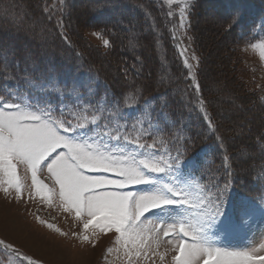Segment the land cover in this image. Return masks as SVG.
<instances>
[{
  "label": "snow or ice",
  "instance_id": "obj_1",
  "mask_svg": "<svg viewBox=\"0 0 264 264\" xmlns=\"http://www.w3.org/2000/svg\"><path fill=\"white\" fill-rule=\"evenodd\" d=\"M166 2L168 5L173 4V0ZM61 4L60 10L55 12L47 5L38 4L37 7L45 21L53 24L57 38L72 48L73 38L69 32L74 3L73 0H61ZM197 4L198 0H183L177 30L191 27L190 17ZM173 15V11L167 12V17ZM242 19L240 9L234 8L223 20L224 31L231 34L234 26L244 28ZM20 31L26 35L29 32L32 36L36 35L31 29L21 28ZM92 35L101 39L106 49L113 47L114 41L104 38L103 31H93ZM172 38L177 39L175 31ZM188 39L192 38L189 36ZM182 44L181 40L176 47L183 65L188 69L187 78L198 95V110L208 128L215 132L213 118L207 111L211 102L206 104L201 84L195 75V66L188 62L186 56L188 48L182 47ZM76 55L78 57L80 54L77 52ZM261 56L264 57V52ZM136 59L139 61L140 57ZM191 59L197 65L200 62L194 53ZM20 64V60H15L14 67L19 70ZM128 76V69L125 68V84L128 83ZM4 78L15 79L8 75ZM20 78L31 87H37L39 79L26 70ZM129 86L138 91L134 84ZM39 87L41 96L55 93L57 103L52 104L41 99V96L34 99L31 95L21 93L18 88H5L6 94L0 93V188L4 193L8 194L14 188L17 199L22 198L20 166L30 172L31 184L36 192L48 188L38 178L39 173L46 169L58 187V191L48 188L51 193L48 199L58 196L63 211L74 213L75 218L82 221L85 233L90 228L106 235L114 233L116 243L120 244L124 240L127 248L129 241L135 245L138 239H142L144 230L140 227L141 218L152 217V213L158 210L160 215L155 216L158 222L154 225V238L157 239V248L160 234L173 244L170 251L174 254L169 264H264V256H258L257 249L230 251L215 246L211 229L223 215V195L229 189V182L221 189L218 181L211 183L215 181L211 172L201 171L198 175L183 173L182 163L188 156L191 138L183 136L182 126L168 123L165 113L168 100L164 94H159L157 102H150L140 96L134 103H128L129 97L123 95L125 89L122 88L109 105L106 90L104 105L101 106L99 98L95 101L85 100L79 85L61 83L58 77L54 83L49 78ZM88 90L91 92V87ZM93 108L101 115L91 114L90 118L89 115H83L90 113ZM108 108L117 117L126 116L127 110L139 108L140 111L131 121L121 119L113 126L111 119L102 115ZM137 125L141 129L140 136L130 139L126 129L131 127L135 130ZM122 127L125 131H122ZM173 128H176L175 132ZM260 139L264 140V135ZM217 140L221 142L219 146L223 150V137L218 136ZM191 147L195 148L194 143ZM228 160L229 156L224 155L222 168L233 183L239 177L227 166ZM206 179L219 193L215 197L219 199L218 204L215 199L202 194L206 185L201 181ZM140 185L150 186L149 190H127L129 186ZM238 211L246 215L249 210L241 206ZM39 222L45 223L42 220ZM47 227L52 228L53 225L48 224ZM56 231L60 232L59 229ZM60 234L67 236V233ZM81 238L89 241L88 235ZM6 247L11 254L21 259L22 264L24 260H27V264H35L31 259L20 257L12 245ZM260 248L264 249V244ZM139 254L136 253L137 256ZM154 254L159 255L163 264L167 252Z\"/></svg>",
  "mask_w": 264,
  "mask_h": 264
},
{
  "label": "trees",
  "instance_id": "obj_2",
  "mask_svg": "<svg viewBox=\"0 0 264 264\" xmlns=\"http://www.w3.org/2000/svg\"><path fill=\"white\" fill-rule=\"evenodd\" d=\"M73 3L74 8L84 10V17L81 23L73 24L72 21L78 10L73 11L69 32L73 38V47L68 48L57 38L53 24L45 21L40 8L37 7L38 4L47 5L54 12L59 11L62 7L60 0H0L1 6L8 7L2 15L12 16L18 21V24L4 23L0 15V90L15 89L14 86L19 84L34 92V96H39L41 95L39 85L49 78H52L54 83L58 77L61 83L79 85L85 100L95 101L99 98L101 106L104 105L103 98L106 90L109 105L122 88L125 89L123 95L129 97L128 103H134L140 96L150 102H157L159 94H164L168 100V107L165 110L168 123L182 126L183 136L191 138L188 156L182 166L188 168L193 166L198 174L201 171L204 172L205 166H209L211 169L209 172H212L215 180L223 178L231 183L232 178L227 176L222 168L223 156L228 155L227 166L239 177L231 183L238 190L239 196L251 197L259 193L260 185L253 187V180L258 176V170L262 169L260 164L264 163V140L260 139V136L264 135V118L261 115L257 116L253 127L246 128V135L242 137V141L230 134L233 125L238 121L236 119V122L231 120L223 122L224 111L218 106L223 101L222 96L218 91L209 89L210 79L205 76L204 69L206 64L210 63L207 53L213 42L210 43L212 40L210 37L203 36L202 31H205L207 26L199 22L205 20L201 15L203 10L215 17L218 22L217 30H221L223 39L229 41V47L225 48L228 52L226 60L229 61L234 58L231 47H238L242 43L249 42L244 33L245 29L247 31L253 29L254 24L250 14H259V23H262L264 0H198V6L191 16L189 33L194 37V44L201 56L199 82L206 104L211 102L207 111L213 118L215 132L208 128L198 110V95L191 86L187 71L174 48L172 32L166 17L168 10L164 6L148 3L147 0H73ZM82 3L85 4L84 7L80 6ZM234 8L240 9L245 29L234 26L232 33L228 34L224 31L223 20ZM19 9L21 15L12 13L13 10ZM21 17L26 21L21 22ZM40 22L43 25L40 26L39 32H35V36H32L30 32L26 35L25 32L20 31L21 28L29 30V23L37 26ZM89 26L105 30L107 36L114 41L109 57H107L108 53L95 51L89 45L83 32ZM119 28L122 30L119 31ZM89 51H92V54ZM77 52L80 54L78 57ZM45 53L48 55L45 56ZM136 57H140V60L137 61ZM107 59L110 63L104 62L108 61ZM15 60L21 61L19 70L14 67ZM232 61H234L232 67L234 69L238 62L235 58ZM133 65L136 67L133 68ZM125 68L129 72L127 84L123 81ZM25 70L39 79L36 88L20 78ZM5 75L13 76L15 79H5ZM233 81L230 84L243 94L238 99L246 101V106L240 108L250 112L253 111V107H256L255 111H260L264 115V105H260L257 99L256 103L254 100L249 103L250 96L254 99L252 93ZM133 84L138 91H134L129 86ZM89 87L91 92L88 90ZM30 91L26 94L31 95ZM43 96L52 99L53 104L57 103L58 98L55 93L43 94ZM138 111H140L139 108L127 110L126 116L117 117L111 108H108L102 115L104 118H110L115 126L121 119L131 121ZM91 114L101 115L95 108L90 113H83V115H89V118ZM160 119L163 121V116ZM122 131H125L123 127ZM126 131L132 139L140 136L141 129L137 125L135 130L128 127ZM172 131L175 132L176 128ZM218 136L223 137V150L219 146L221 142L217 140ZM148 142L150 143L151 140ZM192 143L195 148L191 147ZM237 144L239 149L243 148L246 152H250L246 159L238 163L232 157Z\"/></svg>",
  "mask_w": 264,
  "mask_h": 264
},
{
  "label": "rangeland",
  "instance_id": "obj_3",
  "mask_svg": "<svg viewBox=\"0 0 264 264\" xmlns=\"http://www.w3.org/2000/svg\"><path fill=\"white\" fill-rule=\"evenodd\" d=\"M147 1L157 6L162 5L168 11H173L174 15L171 18L168 17V23L172 37L173 31L176 32L177 39L171 38L174 48L180 59L179 49L176 45L181 40L183 41L181 46L188 48L186 53L188 62L195 66V75L197 80L200 81L201 56L194 44L195 39L189 33L190 28L186 27L185 29L177 30L179 10L183 6V0H173L172 5H168L166 0ZM80 6L84 7L85 4L82 3ZM6 9L8 7L0 5L2 21L4 23L18 24V21L14 20L12 16L2 15V12ZM75 9L78 11H76L77 13L72 23L79 24L84 17V10H80L78 7ZM12 13L21 15V10H13ZM201 15L205 20L199 23L207 26V29L202 31L204 33L203 36L210 37L212 39L210 43L213 42L207 53L210 57V63L209 65L206 64L204 69L205 76L210 79L209 89L218 91L220 96H222L223 101L220 104L218 103V106L224 111L223 122L227 120L236 122L237 119L238 122L233 125L230 134L242 141V137L246 135V128H252L257 116L261 115L264 118V115L260 111H255L256 107H253V111L250 112L241 109L240 107L246 106V101L238 99L243 94L240 90H236L230 82L234 80L233 83L235 81L238 82V84L244 86L252 93L254 99L250 96L249 99L251 101L249 103L253 100L256 103L255 100L257 99L260 105H264V57L261 56V53L264 52V19L261 21L263 24L259 23V14H250L254 24L253 29L244 33L249 42L242 43L238 47H231L233 51L232 57L238 62L233 69L234 61L232 59L234 58L229 61L226 60L228 52L225 51V48L229 47V41L228 39H223L221 30H217V20L204 10L201 11ZM24 21L26 20L22 18L21 22ZM41 25H43L41 22L37 26L29 23L28 27L34 32H39ZM118 30L121 31L122 28ZM93 31H103L104 38L110 39V37L107 36L105 30L97 27L89 26L83 31L85 33L84 37L91 48L104 54L108 53L107 57H109L111 49H106L102 44V40L92 35ZM189 36L192 38L191 40L188 39ZM253 45L255 46L253 47ZM89 53L92 54V51H89ZM193 53L200 58L198 65L196 61L191 59ZM107 60L104 62L110 63L109 59ZM180 61L183 65L181 59ZM184 68L188 73V69L185 66ZM14 87L15 89L18 88L23 94L30 91L19 84ZM4 90H0V93L6 94ZM206 90L208 91V89ZM30 94L34 99L38 97L34 96V92L30 91ZM41 99L48 100L53 104L52 99L45 98L43 95ZM257 145H259L258 142ZM235 149L236 151L234 150L232 157L237 163L250 155V152H246L243 148L239 149L238 144ZM260 167L262 169L258 170V176L253 180V187L260 185V192L256 193L255 196L240 197L238 190L229 183V189L223 195L225 200L223 215L211 229L215 246L224 247L230 251H251L252 249H257V255L264 256V249L260 248L264 244V199H262L264 198V163L260 164ZM210 170L209 166H205L204 173H209ZM182 171L187 175H198L193 166L190 168L182 167ZM19 177L22 192L21 199H17V192L14 188L10 189L8 194L4 193L2 188H0V241L3 242L0 243V264H22L21 259L17 255L11 254L10 250L7 249L6 246L9 244L18 250L20 257L31 259L35 264H162L159 255L154 253L165 252H167V256L163 264H169L171 255L174 254L170 251L173 244L168 243L167 239L160 234L158 237L159 248H157V239L154 238V225L158 222L155 216L160 215L158 210L152 213V217L141 218L140 227L144 230L142 239H138L135 245L129 241L127 248H125L124 240H121L120 244L116 243V235L114 233L106 235L99 233L98 230L94 232L91 228L85 233L82 221L77 220L74 213L69 214L63 211L58 196H52L51 200H49L48 197L51 193H49L48 188H55L58 191V187L46 169L39 173L38 178L48 188H43L40 192H36L33 189L30 172L23 166L19 168ZM217 181H220L221 189L224 188L226 182H229V180L218 178L211 183ZM201 183L206 185L203 195L213 199L219 195L216 189L211 187L209 180L206 179L201 181ZM149 187L148 185L129 186L127 190L144 192L148 191ZM215 203L218 204L219 199H215ZM241 206L248 208L249 211L246 215H242L238 211ZM145 215L147 216V214ZM37 217H39V220ZM40 220L45 223H40ZM48 224L53 225V227L48 228ZM56 229H59L60 232H57ZM61 232L67 233V236L61 235ZM74 233L75 236L73 235ZM83 235H88L89 241H83L81 238ZM109 249H111V252H109ZM137 252L140 253L138 256L136 255ZM23 264H27V260H24Z\"/></svg>",
  "mask_w": 264,
  "mask_h": 264
}]
</instances>
